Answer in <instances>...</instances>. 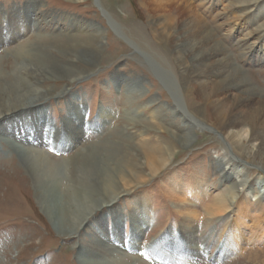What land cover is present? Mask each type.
Wrapping results in <instances>:
<instances>
[{"label": "rangeland", "instance_id": "374dc122", "mask_svg": "<svg viewBox=\"0 0 264 264\" xmlns=\"http://www.w3.org/2000/svg\"><path fill=\"white\" fill-rule=\"evenodd\" d=\"M6 1L0 0V3L7 5ZM25 1L22 0V4ZM38 1L41 3L38 10L41 20L32 31L24 33L19 42L25 45L28 52H35L42 59L57 61L71 70L65 77L54 80L38 83L33 79L49 93L42 102L46 104L54 130L63 134L68 97L64 88L80 94L81 102L85 104V124L97 125L93 129L87 127L89 130L84 131L81 141L64 152L57 151L55 146L47 149L50 160L62 162L65 159L69 162L62 171L60 185L63 195L71 190L66 196L70 200L77 193L94 199V202L108 199L98 185L93 183L91 186L84 175L87 171L82 169L89 161L92 150H96L97 157L105 159L126 160L133 157L139 165L135 168L138 176H128L134 184L131 191L115 202L122 206L119 227H114V216L110 215V210L103 208L104 213H108L103 217V228L111 237L103 235L101 224L92 221L103 212L97 209L96 215L91 218L90 233L94 231L95 237L101 235L131 255H137L136 264H264V240L253 245L246 240L234 253H222L229 230V222L223 218L228 212L218 216L205 213V206L214 200L216 193V196L223 195L235 183H241V178L239 182H223L220 188L218 183L224 172L219 171L216 165L227 156L235 158V154L218 134L188 128L173 111L176 93L177 98L181 94L187 108L206 123L216 122L209 107L191 90L192 79L196 75L189 76V73L196 61L182 52V58L189 63L186 67L172 43V35L178 37L182 31L184 17L180 11L178 14L175 7L169 4H164L162 11L151 0ZM189 2L192 4L189 11L194 10L205 19L202 22L204 34L213 36L224 46L238 70L239 80L264 98V30L258 28L263 18L256 21L253 15L255 9L248 13L246 7L249 9L250 6H235L234 0ZM49 12L52 16L46 20ZM67 15L75 21H67ZM170 18L173 20L166 30L172 35L159 21ZM20 60H14L11 46L1 49L0 76L11 78L14 62ZM167 77L178 83L175 93ZM241 93L237 91L236 96ZM178 101L181 102L180 98ZM102 106L111 110L113 115L98 118ZM146 148L165 149V157L156 164L153 172L144 164ZM81 153L83 155H78ZM237 161V164L242 163L239 159ZM232 163L235 164L234 161ZM245 167L251 172H244L248 181H253L260 174L251 164ZM173 173L183 181H192L194 176L206 181L209 179L213 184L210 195L196 206L174 201L164 186L166 178ZM118 185L125 186L123 182ZM134 196L137 199L144 196L153 213V222L136 237L129 203ZM187 207L199 209L197 216L189 221L184 220L186 215L182 213ZM262 219V228L251 231V237L259 231L264 232ZM194 225L197 226L196 232L193 231ZM191 232L193 235L187 236ZM79 240V236L60 234L49 216L42 212L37 203L33 179L20 165V159L0 153V264H81L79 250L75 246ZM188 242L193 248H189Z\"/></svg>", "mask_w": 264, "mask_h": 264}, {"label": "bare ground", "instance_id": "6f19581e", "mask_svg": "<svg viewBox=\"0 0 264 264\" xmlns=\"http://www.w3.org/2000/svg\"><path fill=\"white\" fill-rule=\"evenodd\" d=\"M151 1L157 3L162 11L165 5L169 4L183 15L182 28H180L182 31L178 37L166 30L173 18L163 20L164 22L161 19L159 21L163 28L165 27L166 32L172 35L174 48L178 51L182 62L185 61L184 63L187 64L184 65L188 67L189 63L185 58H182V52H185L191 60L196 61L189 73V76L196 75L192 79L191 90H194L209 107V112L213 117L215 116L216 122L212 124L202 120L197 113L185 106L181 94L178 95L180 102L176 93L173 111L176 116L184 120V124L188 125V128L195 127L218 134L224 140L227 148L235 154V158L227 156L224 161H218L217 168L224 172L218 185L220 187L223 182H239L240 178L241 183H235L223 195L216 196L218 194L216 193L214 200L212 198L213 201L204 208L207 215L218 216L228 212L223 219L229 222V230L221 252L230 255L237 251L246 240L252 245L257 241L264 240V232L259 231L260 233L258 232L252 237L249 235L251 231L259 227L262 228V218H264V98L260 96L259 92L248 89L243 80H239L238 70L227 55L224 46L220 42H216L213 36L204 34L202 22L205 19L194 10L193 12L189 11L192 5L189 0ZM234 1L235 6H250L249 9L246 7L247 12H252L255 9L253 15L256 21L263 18L262 23L258 24V28L264 30V0ZM6 4L0 3V50L11 46V55L14 56V60L18 58L21 60L14 62L11 78L0 76V149L2 148L0 153L6 157L14 156L20 159V165L26 168V172L33 179L37 203L42 212L49 216L58 232L67 236L80 237L75 246L78 247V259L81 264H136L137 255H131L108 238L100 237L101 235L95 237L94 231L92 230L93 233H90V229H92V221H94L96 224H101L100 229L103 235L110 236V233H107L108 230L103 228V217L108 214L104 213L103 208L110 210V215L114 216V227H119L122 206L116 205L115 202L121 195L131 191V185L134 184L130 182L128 176L134 178L138 176L135 172L138 163L133 157L126 160H112V157L105 159L100 155L97 157L96 150H92L89 161L82 166V169L87 171L84 175L91 186L93 183L98 185L107 194L108 199L101 198L94 202V199L90 200L86 195L77 193L73 200H70L66 196L71 193V190L63 195V187L60 185L62 171L69 162L65 159L62 162L50 160L47 156V149L50 146H55L57 151L64 152L81 141L85 135L84 131L89 130L86 129L87 127L93 129L97 125L85 124L83 120L85 104L81 102L80 94L64 88V94L68 97L64 113L63 134H61L62 131L54 130V124L48 116L46 104L42 102L47 99L49 93L38 83L43 80L65 77L71 73V70L57 61L48 58L42 59L37 56V53L28 52L25 45L19 42L24 33L32 31L34 27L38 26L41 16L38 15L40 13L38 10L41 3L38 0H26L24 4H22V0H13L11 3L7 0ZM241 15L243 14L241 13ZM51 16L52 13L49 12L46 20ZM66 20L73 22L75 18L67 15ZM72 46L77 47L76 45ZM75 48L72 49L79 52ZM60 50L66 52L65 49L61 48ZM185 74L187 73L185 72ZM33 79L38 83H35ZM167 79L171 81L169 84L175 93L176 87L179 86L178 83L172 78L167 77ZM217 80L219 82H216ZM237 91H241V95L237 94L236 96ZM112 115L111 110L108 111L102 106L98 118H107ZM136 116L135 114L134 117ZM60 135H62L61 138ZM178 136L180 138V135ZM190 142L191 137H189ZM238 151L244 156L239 155ZM144 153L146 159L144 164L151 171L153 168L156 169V164L162 161V157H165L164 148H146ZM78 155H83V153ZM238 159L242 163L237 164ZM233 161L236 165L232 163ZM166 164L167 161L164 162V165ZM246 164H251L260 171L253 181H248L244 177V172L251 173L244 169ZM242 179L245 180L242 181ZM120 182H123L125 186L119 187ZM164 186L167 187L174 201L183 205L189 203L192 206H196L208 198L213 188L209 179L206 181L205 178L194 176L192 181H183L175 173L166 178ZM129 203L134 222V237H136L153 222V213H151L149 202L144 196L141 199L134 196ZM97 209L103 212L91 221ZM198 210L196 207L184 209L186 211L182 212L186 215V218L183 217L184 220L189 221L190 218H195L199 213ZM196 230L197 226L194 225L193 231L196 232ZM115 232L117 235L116 229ZM192 235L191 232L187 236ZM189 248H193L192 243H189Z\"/></svg>", "mask_w": 264, "mask_h": 264}]
</instances>
